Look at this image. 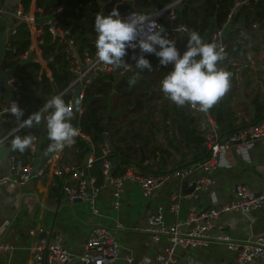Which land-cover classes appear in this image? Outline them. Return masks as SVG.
Returning <instances> with one entry per match:
<instances>
[{
  "label": "crops",
  "instance_id": "1",
  "mask_svg": "<svg viewBox=\"0 0 264 264\" xmlns=\"http://www.w3.org/2000/svg\"><path fill=\"white\" fill-rule=\"evenodd\" d=\"M0 7L3 9L0 11V31L3 32L9 27V39L12 22L16 19L14 13L22 5L19 0H5ZM35 10V0H31L28 12L35 16ZM48 18L50 16L45 20ZM231 26L232 24L227 29L229 30ZM247 29L257 33L261 47L249 49L245 53L247 59L244 62L240 60L241 65L235 64L236 81L228 102L229 110L234 115L233 128L235 129L264 117V27L259 28L258 24L255 27L247 25ZM37 30L32 26L29 27V52L26 58L22 59H34L43 70L39 61L44 58L40 47L42 40L39 39L41 29L37 27ZM38 39L41 40L40 43ZM68 45L70 55L74 52L76 56H80L74 44L68 43ZM49 69L50 76L46 73L45 75L51 81L53 91L59 90L54 83L51 68ZM5 70H10L9 77L14 76L13 69ZM134 71L123 75L110 74L114 91L116 84L127 80V76ZM143 72L148 75L155 73L146 70ZM18 81L17 77L13 80L14 84ZM63 97L66 101L70 94L67 93ZM120 99L119 96L112 100L117 102ZM160 100H157L152 107L127 113L119 131L111 137L106 136L99 157H108V152L114 146L120 147L127 154L125 156L127 162L120 165L124 170L120 174L126 172L129 167L132 171L140 173L170 171L202 159L207 154V148L201 137L199 141L191 135V124H186L170 105H161ZM220 105L221 101L218 106ZM121 108L120 105H116L112 111L111 107H108L106 114L118 120L123 114ZM187 110L190 111L188 107ZM80 116L72 120L74 126L78 125ZM142 119L145 120L141 122ZM109 121L108 118L105 125L106 131ZM126 125L134 131L137 130V133L128 131L129 135L131 133L133 135L131 142H126L129 136L127 140L122 139ZM197 127L196 120V129H199ZM81 131L84 136L77 138L85 140L90 150L83 153L80 158L77 156L78 148L75 145L67 146L60 152L46 154V149L38 145L40 138L37 141L36 138L34 139V150L30 147L27 155L21 156L24 159L28 158L26 162L23 158H18L23 163H35L37 167L43 168V173L24 183L10 180L1 186L0 239L7 243L8 247L0 250V264H36L33 258V246L40 236L50 239L59 238L72 256L69 264H82L79 255L83 252L87 236L98 224L111 228L119 242V256L104 264H124L125 254L133 255L140 264L145 257L150 259L151 264H158L155 256L164 250L168 240L165 237L155 239L144 229L149 213L157 207L162 209L164 220L169 223L176 217L183 218L188 212L229 203L237 197V184H245L253 190L264 192V137H259L227 148L221 155L220 165L211 171L214 181L207 188H200L197 191L189 189V179L186 186L182 188L181 184L185 179L171 178L150 195L145 196L137 181L127 179L124 182L120 203L115 206L113 204L114 186L110 182H103L104 185L96 196L98 212L95 213L91 211L89 203L84 199L67 200L62 190L63 178L54 172L57 167L61 169L71 165L88 167L96 158L90 135L82 129ZM11 140L6 136L0 142V173L10 171ZM47 155L52 157L50 163L46 161ZM89 159L90 164L86 165ZM198 174H202L200 169H196L188 178ZM65 175L70 183L75 182L69 174ZM57 179L60 183L58 186ZM178 194L181 196L177 199L179 209L176 216L169 210V205ZM214 222L215 226L210 230L213 234L221 231L236 240L264 236V204L260 208L247 212L241 210L222 212L215 217ZM174 255L179 264H229L233 258V251L223 241L214 240L208 246L178 247Z\"/></svg>",
  "mask_w": 264,
  "mask_h": 264
},
{
  "label": "trees",
  "instance_id": "2",
  "mask_svg": "<svg viewBox=\"0 0 264 264\" xmlns=\"http://www.w3.org/2000/svg\"><path fill=\"white\" fill-rule=\"evenodd\" d=\"M4 1L0 0V6L3 5ZM168 1L170 0H35L37 27L41 29L39 39L42 41L40 47L44 58H52L49 66L55 85L59 89L66 88L74 74L69 69L71 55L68 42L65 38L58 41V38L54 39L52 37L48 30L46 17L50 16L57 27L67 31L68 38L73 40V44L77 47V53L82 56L85 52L90 54L96 52L94 23L97 13L108 15L113 8H117L122 16L126 11L131 9H146L154 4L161 6ZM236 1L182 0V4L178 7V19L186 24L189 35L192 31H197L206 42H209L212 32L223 23ZM30 2L31 0H20L24 12L28 11ZM58 6H61V10L59 13L54 14ZM253 23H257L259 28L264 27V0H248L235 6L232 12V26L229 30L226 28L224 33L226 40L225 59L218 66L232 73L231 87L225 96L220 99L222 118L218 119V121L221 130L225 133L237 130L233 128L234 115L230 112L228 104L231 98L230 92L234 88L236 81L235 64L241 65L240 60L244 62L247 59L245 53L249 49H260L261 47L257 33L247 29V25H252ZM12 26H14L15 32L10 34V43L6 46L2 69H13V74L19 81L15 82V87L5 86L0 92L1 135L7 134L18 126L17 118L9 111L13 101H16L24 111L22 119H26L33 112L38 111L50 99L53 92L52 83L40 68L39 63L34 59L20 58V55L29 49L30 45V32L26 22L15 19L12 22ZM140 54L138 46L135 49L129 48L125 57L126 62H134L131 59L132 56H139ZM145 56L151 64L159 62V59L154 54H145ZM225 61L227 62L224 64ZM110 74L114 73L99 72L93 82L86 88L83 97L84 110L78 120L80 128L90 135L93 142L96 158L86 167V171L89 175L96 177L97 184L103 181V158L99 156L101 146L107 138L106 136L111 137L115 132L119 131L121 122L124 123V116L127 113H133L145 107H152L157 100L161 99V105H170L172 110L177 115H180L186 124H191V135L199 141L201 137L206 146L205 139L200 134L199 129H196V119L187 110V105L178 107L161 90L160 82L166 75L163 69L152 75L135 69L132 74L127 76V80L116 84L115 91ZM133 77L136 79L134 85L129 83L130 78ZM119 96L121 99L117 102L116 100H112ZM116 105L122 107L121 113H123L118 120L114 116L110 118L109 114H106L108 107H111V110L114 111ZM218 105L219 101L211 108L214 114ZM108 118L110 121L108 123V130L106 131L105 125ZM144 120L142 119L141 122ZM129 130L132 133H137V130L134 131L131 127H127L124 131V136H122L124 140H127V136H129L126 142L132 141L133 135L132 133L131 135L128 134ZM15 133L20 136L33 134L36 136V141L40 138L41 140L38 142L40 148L47 149L50 143L47 137L46 122L43 119L40 124H34L32 128H17ZM7 138L11 140L12 136L7 135ZM73 145L78 148L77 156L79 158L82 157L83 153L90 150L88 143L81 138L76 137ZM27 151L28 149L22 153L11 149V153L16 158L27 155ZM126 155L118 146H114L108 152L107 156L111 161L114 160V175H118L124 171L120 165L127 162L125 160ZM27 159L23 158L25 162ZM58 184L60 185L57 179V186Z\"/></svg>",
  "mask_w": 264,
  "mask_h": 264
},
{
  "label": "built area",
  "instance_id": "3",
  "mask_svg": "<svg viewBox=\"0 0 264 264\" xmlns=\"http://www.w3.org/2000/svg\"><path fill=\"white\" fill-rule=\"evenodd\" d=\"M20 1V0H19ZM248 0H237L232 6L226 19L223 23L216 27L211 34L210 41H216L224 49L226 48L225 30L232 24V12L235 6ZM182 4V0H170L164 5H151L146 9H131L126 11L122 17L127 18L131 13L143 14L146 16H153L157 23L165 28V33L169 39H173L178 47V42L181 36L187 34L186 24L178 19V7ZM61 10V6L55 9V13ZM0 11H3L0 7ZM17 20L26 22L28 28L33 27L37 30L36 19L33 13L24 12L23 8H18L15 13ZM48 30L54 39L58 38L61 41L65 38L69 44H73V40L68 38L66 30L58 28L52 18L46 19ZM254 27L256 23L252 24ZM11 33L15 32L14 26L10 29ZM39 31V30H37ZM39 43L41 40H39ZM7 39L6 46L9 45ZM138 43V42H137ZM39 45V44H38ZM179 49V47H178ZM29 49L25 50L20 58H26ZM44 72L50 76L49 63L52 58L39 60ZM128 67L115 69L108 65H103L97 61L96 52L90 54L85 52L83 56H76L71 52V64L69 69L74 74L71 81L66 88L54 90L50 98L57 94L66 95L70 97L66 102H75L81 100L80 111L74 112V117L80 116L83 112V97L86 87L93 81L94 77L99 73L113 72L117 75H123L127 72L134 71L136 68L135 61L127 62ZM152 71L155 72L163 69L166 74L170 72L173 65L162 66L159 62L152 64ZM163 67V68H162ZM139 70V69H138ZM16 77H9L7 79V86L15 87L13 82ZM191 114L196 118L200 134L203 136L207 146V154L195 162L173 168L170 171H163L158 173L148 172L140 173L131 170V167L126 169V172L120 175H114L112 172V161L110 158L103 157L102 174L103 181L100 184L96 183V177L91 176L86 171V166H65L62 169L56 168L54 170L57 175L62 176V190L67 200L76 198L84 199L89 203L92 212L97 213L98 207L96 205V196L100 188L104 185L103 182H110L114 186L113 204L117 206L120 203L122 196L124 182L127 179H133L140 184L141 191L145 196L150 195L155 189L165 184L171 178L189 179V183H194V191L200 188H207L209 184L214 181L211 171L220 165V158L222 153L234 144L247 143L250 139L264 137V118L255 122L246 124L241 128L231 133H225L221 130L215 114L209 109L203 112L199 106L187 105ZM75 127L79 129V136L83 137L84 133L76 124ZM18 126L13 128L8 134L0 137V142L11 134L12 139ZM34 139L36 136H32ZM48 137V136H47ZM35 149V144L31 146V150ZM52 157H47V162H51ZM10 171L0 173V191L1 186L10 180L24 183L43 173V168L37 167L33 162L23 163L13 154L9 155ZM90 164V159L87 160L86 165ZM200 169L202 174L194 177L192 173ZM69 174L70 178L74 179V183H70L66 179ZM237 197L229 203L219 206H208L198 211L188 212L183 218H175L172 222L164 220V214L160 207L150 212L147 217L145 230L152 234V237L158 239L165 237L168 244L162 252L156 254L155 258L158 264H179L175 258V251L178 247L187 248L194 246H208L214 240L223 241L226 246L233 251V258L229 264H264V236H258L254 239L236 240L223 234L221 231L213 234L210 230L215 226L214 219L222 212L228 210H241L243 212L251 211L260 208L264 204V192L256 191L246 186L245 184H237ZM181 195L178 194L175 200L169 205V210L177 216L179 205L177 199ZM1 238V236H0ZM8 247V244L0 239V250ZM119 256V242L115 236L114 231L104 225H95L89 235L87 236L83 252L79 255L82 264H104ZM33 258L36 264H69L72 256L67 251L66 247L62 245L59 238L50 239L46 236L37 238L33 246ZM124 264H140L139 261L131 254L124 255Z\"/></svg>",
  "mask_w": 264,
  "mask_h": 264
},
{
  "label": "clouds",
  "instance_id": "4",
  "mask_svg": "<svg viewBox=\"0 0 264 264\" xmlns=\"http://www.w3.org/2000/svg\"><path fill=\"white\" fill-rule=\"evenodd\" d=\"M94 29L96 58L103 65L126 69L127 50L137 46L141 54L131 58L137 69L152 71L153 66L145 54H154L162 66L173 65L160 86L178 107L199 106L201 111L207 112L231 87L232 73L218 66L225 59V49L216 41L206 42L197 31L190 33L186 50L181 53L175 40L164 35L165 28L153 16L133 12L124 18L117 8H113L108 15L96 14ZM129 83L134 85L135 77L130 78ZM80 105L81 100L66 102L63 94H57L26 119H22L24 111L16 101H13L9 111L17 118L19 129L32 128L42 119L46 122L50 141L47 154L63 151L75 143L79 129L72 120L74 112L80 111ZM33 142L31 135H15L11 140V149L24 152ZM142 264H151V261L145 257Z\"/></svg>",
  "mask_w": 264,
  "mask_h": 264
},
{
  "label": "water",
  "instance_id": "5",
  "mask_svg": "<svg viewBox=\"0 0 264 264\" xmlns=\"http://www.w3.org/2000/svg\"><path fill=\"white\" fill-rule=\"evenodd\" d=\"M8 30L9 27L5 28V30L2 32V34H0V92L3 89V87L7 86V79L9 77L10 74V70H3L2 69V64H3V59L5 57V53H6V42L8 39ZM189 39V34H185L184 36H182L179 39L178 42V47L179 50L181 51V53H183L186 50V45ZM221 100H219L220 103ZM216 117L217 118H221V113H220V106H218L217 110H216ZM74 124V123H73ZM187 184V180H183L182 181V188H184ZM194 188V183L190 184V188L189 189H193ZM185 192H187V190H184Z\"/></svg>",
  "mask_w": 264,
  "mask_h": 264
},
{
  "label": "rangeland",
  "instance_id": "6",
  "mask_svg": "<svg viewBox=\"0 0 264 264\" xmlns=\"http://www.w3.org/2000/svg\"><path fill=\"white\" fill-rule=\"evenodd\" d=\"M2 30V29H1ZM2 31H0V33H1Z\"/></svg>",
  "mask_w": 264,
  "mask_h": 264
}]
</instances>
